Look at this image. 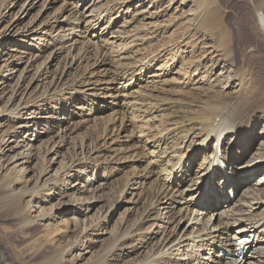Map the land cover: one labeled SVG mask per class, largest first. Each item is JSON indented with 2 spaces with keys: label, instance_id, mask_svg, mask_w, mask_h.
Listing matches in <instances>:
<instances>
[{
  "label": "bare ground",
  "instance_id": "6f19581e",
  "mask_svg": "<svg viewBox=\"0 0 264 264\" xmlns=\"http://www.w3.org/2000/svg\"><path fill=\"white\" fill-rule=\"evenodd\" d=\"M16 1L17 0H1L2 4L0 5V11L6 10L8 6H12ZM73 1L72 5H74V11L72 10V21L74 22L68 25L69 28L66 26L68 33L62 31L63 33L59 34L57 38L52 39V41L58 48L67 50V59L71 61L69 66L75 63L84 65L81 66L82 70L76 74L71 83L62 81L60 85L58 83L59 81L51 82L52 85L50 88L53 94L50 99L54 104L51 111L60 110L58 106L55 107L58 100H67L76 95L82 97V99L78 101V104L75 105V107L77 106L76 109L78 112L80 114L84 112L92 114L98 106L99 98L103 99L110 95L111 102L115 105L121 101L124 112L123 116L118 117L119 119L121 118L119 124L118 120L108 118V122L104 123V121L101 125H97L99 123L97 121L94 123L95 119L91 123V127L88 125L89 129L87 132L85 131V134L83 133V138L85 139L88 137V140H91L88 149L94 153L86 162L79 161L77 158L78 154L76 155V153L67 150L69 156L65 154L63 157L65 159L69 157L67 162H69L70 165L60 168L61 174L58 179L43 180L42 182L43 173L47 170L45 166L50 164L48 158L46 160L44 158L45 164L41 168L40 177L38 176L36 178L32 188L24 187L23 190H19L17 193L12 189L7 190L5 196L8 197L11 202L13 200L16 201V199L20 197L19 195L28 196V202L25 204L13 202L14 204L10 205L12 210L17 213L16 216L22 223L20 227L25 228L31 225L32 220H27L26 211H28L30 202L37 197V194L39 195L40 193L44 194L52 191V187H57V189L59 186L64 189L68 187V184L65 182V177H67V174H65L66 169H70L71 172L74 173L72 176L75 175L76 180H81L78 182L79 184L75 183V185L85 192L86 189L93 186L92 181H89L87 175L83 178L81 177L82 179L79 177L80 175L86 174L87 168L85 165L96 167L99 170L101 166L104 168L103 174H105V172L110 174L113 171L111 161L109 160L111 157L110 155L114 154L119 158L120 153H126L128 154L126 159L132 160L134 158L132 164H130L132 165L131 172L127 171L130 173L129 175H132L130 184L137 187L139 186L138 188H140V191L137 193L139 196L137 198H140L143 208L145 205L146 207L139 212V216L133 224L126 227L125 231L122 230V232L118 233V235L113 238L112 241L113 243L115 242L114 246L102 260L104 264H120L119 260L116 259L117 252L122 251L126 246L138 243V241L143 242L147 246L145 248L149 247L151 249L149 252L150 254L146 256V261H139L132 258L129 261L123 262V264H246L245 261L250 258H255V264H264V202L262 201L264 198H261L264 197V192L259 190V192L256 193V199H259V202L254 204L252 201L253 199H248L251 192H248L249 190L247 189H249V187L247 186L245 189L247 190L246 193L244 192L243 196L240 195L244 201L242 203L238 201V203H240L239 210H237L238 203L233 206L232 201L227 200V202L223 204L227 208L221 207L226 211L220 213V217L217 220L218 224H216L215 220L219 211L213 208L212 205H222L220 201L223 195L219 192L210 191V184L219 185L222 191L223 189L230 190L231 188L237 190V188L239 189V184H244V182H240V180L237 181V179L243 178L242 175L246 172L243 171L239 173V171L245 169L249 170L250 167L254 169V167L248 163L249 161H247L248 164H245L246 157L243 158V156H245V151L250 144V140L255 136L253 132L254 127L264 121V55L260 56L261 48H263L262 46L264 45V0H250L248 8H251L252 16H246L247 19H244V23L248 27L247 29L243 28V24H240L238 27L236 26L237 28H233L231 22V24H229V19L227 20L224 18L225 13L223 14L221 12L222 7L220 8V0L192 1L198 7V11H196L193 16L195 22L194 27L196 30H199L203 36L207 34V36L210 37L214 43L211 44L214 46L212 50L214 49L216 52V49H220L225 56L218 60L214 68L216 69V67L219 66L220 70H230L233 81L229 84V89H233L234 96L231 99L230 96L232 92H230L222 97V94L224 95V90L220 88L221 91H218L217 87H220V85L217 86L215 83L208 86V88L200 85L198 86L200 88L199 91L194 92V95L189 97L190 104L193 103V105H191L192 109H190V105L187 104L188 102H183L184 104H181L179 108L182 112L181 115H162V120L160 122L153 121L156 120L154 119L156 114L168 110H164L163 106L158 104V99H161L163 93L161 92L162 94L160 96L157 93L158 91L156 92L153 90L149 91V93H146V91L145 93L142 92L143 94L138 92L136 96L129 100L132 94L130 88L137 84L138 80L142 79L144 72L149 71L154 63L159 69L158 72H160L157 74V81L159 83H165L167 80L164 82L163 77L178 65L179 54L184 49H181V45L184 41H182V43H175L169 48H154L148 51L143 58L146 61L136 60L137 56L134 58V54L132 56L129 55V49L126 47L117 52L107 50L105 49L106 47L104 48L94 44L90 37L100 38L101 34L106 33L109 27H111L113 15H119L123 12L127 0H112L109 4H101L97 14L86 21L85 25L81 27L78 21L80 18L78 13L80 7L78 4H81L82 0L78 3L75 0ZM115 2L116 4L111 5V3ZM64 4H67V0H64ZM93 11L94 10H91V12ZM0 16V18H2V15ZM254 21L257 22L256 30L253 27ZM205 22L207 26H205ZM153 25L155 26L154 31L161 29L160 26H156L154 23ZM189 25L193 24L190 22ZM37 26L33 30L35 33ZM11 27L12 26L7 27V29H4L3 32L0 33V39L8 37L11 34ZM75 31L83 32L82 37L76 35L82 38L81 42H79L80 47L77 49L76 46L74 47L73 45L78 39L72 41V38L77 34ZM42 33L43 31L38 29V33L36 34L37 39L35 40L40 41L44 35H41ZM136 34L126 38V46L131 44L135 39H141L147 36ZM27 36L28 34L24 36L22 43H26L25 39H29ZM128 40L131 41L127 42ZM188 43H185V45ZM1 45L8 48V43L6 42H2L0 47ZM200 45L210 47L207 46V42L200 43ZM35 47H33V49ZM204 48L203 51H200L202 53H209V56L205 57L204 60L212 59L213 56L211 55L212 51L210 48V51ZM35 51L39 52L40 47L35 48ZM108 56L119 61L117 69L110 73L111 75L107 80V82H118L120 87L116 92V96L114 94H107V88L98 87L101 82L95 80L93 66L102 61V58ZM195 58L197 57L195 56ZM183 60L182 58L178 71H176L181 72L183 75L180 86L186 88L193 82L195 75L205 63L204 61L197 62L198 59L188 63ZM64 65L66 66V64ZM96 66H98V64ZM3 68H9V62H5ZM41 72L37 80L43 79ZM60 74L58 73V75ZM58 75H55L56 79H58ZM172 81L176 80L173 79ZM3 84L4 83L1 82L0 86ZM160 85L161 84H159V86ZM30 88V83L24 90H22L20 86H17V90L12 92V96L7 101L8 109L3 114H0V118L5 116L10 122L17 118L20 111L25 115H31L32 112L27 111L29 105L25 102L26 99H23L27 93L26 91ZM145 90L147 89L145 88ZM148 90L150 89L148 88ZM208 90H210V93L206 94ZM133 92L135 91L133 90ZM165 92L167 93L168 91L165 90ZM20 94L23 96L18 100ZM93 95L98 98L93 97ZM184 95L189 96L188 94ZM213 98L217 99L213 100ZM162 102L164 101L162 100ZM70 112L72 111L69 110V113ZM78 112L75 113L78 114ZM72 114H74V112H72ZM126 114L131 117V120L138 118L139 123L127 124L129 120H124ZM147 117H150V119ZM103 119L105 118H102V120ZM82 121H79L78 124L80 128L84 127L85 124V121ZM87 122L90 121H86V123ZM152 122L154 123L153 125ZM17 125H20L21 129H26L29 127L30 123L26 122L25 124L18 121ZM121 132H126L128 140L131 138L134 143L132 147L134 149H131V155L123 151L120 146L119 149L113 148V145H117L119 133ZM63 135V132H59L58 130L54 137H52L53 141L56 142L53 143L51 139L52 142L50 146H52H47L45 148L46 154L53 155L56 160L61 154V151L56 150V148H64L67 144ZM80 138L82 139V136ZM227 138L228 147L226 149L223 148V145L224 142L227 141ZM210 142H212V144H209ZM197 148L198 150H196ZM232 148L235 149V154L239 156V159H233L236 157L231 156ZM125 150H127V148ZM260 154H264V151ZM16 155L17 156L12 157V159L22 160L25 164L34 156L31 151V145L28 147L27 143L22 146L21 151ZM138 158H142L143 162L141 161V167L137 166L139 163L135 164V162H138ZM120 159L121 158H119V160ZM97 160H101V163L93 165V163H95L94 161ZM102 164L106 165L104 166ZM214 164L220 168V170H216L214 173V175L221 176L220 179L222 180L220 183L207 180L209 170ZM236 164L239 167L235 170V168H237ZM195 167L196 170H194ZM261 178L262 180L264 179V177ZM143 179L145 181H142ZM120 181L121 180L118 182ZM148 182V187H146L145 184ZM95 189L98 190L97 188H93V190ZM201 191L204 192L206 201L202 202V204L200 201L199 204H197L196 195H199ZM177 196L180 198V202ZM182 201H184V204H180ZM176 202L180 205L177 209L172 205ZM174 209L176 212H172L174 220L167 222V215L170 213L169 210ZM162 211L168 213L164 215ZM255 213L259 214L256 215ZM184 219H187V223L185 222V226H182L181 222ZM171 222L173 226L168 231ZM233 227L238 229L232 237H229L228 234ZM154 230H157L160 239L156 241V253L154 256H151L153 255L154 244H152L153 242H148L152 240L153 237L151 236V232ZM238 234L242 236H237ZM241 237H243V239ZM240 239L241 241H239ZM71 246L72 244L70 247ZM181 248L185 249V254H182ZM211 253L218 254L222 258L214 260L210 258ZM183 256H187L189 260L185 262L182 261L181 259ZM179 257L180 259H178ZM97 264H99V262H97Z\"/></svg>",
  "mask_w": 264,
  "mask_h": 264
},
{
  "label": "rangeland",
  "instance_id": "374dc122",
  "mask_svg": "<svg viewBox=\"0 0 264 264\" xmlns=\"http://www.w3.org/2000/svg\"><path fill=\"white\" fill-rule=\"evenodd\" d=\"M75 1L77 3L80 2V0ZM110 1L112 0H82V3L78 4L80 7V12L78 11L80 15L78 19L80 27L84 26L86 21L97 14L101 4H109ZM192 1L194 0H127L123 12L119 15H113L111 19L113 20L111 22L112 28L109 27V30L101 34L100 38L90 37L94 44L104 48L106 47L105 49L107 50L117 52L126 47L129 49V55L132 56L134 54V58L136 56L138 57H136V60H144L143 58L148 51L154 48H169L175 43H182V41H184L181 45V49H184L179 54L178 65L163 77V81L165 82L167 80V83H159L157 81V74L160 72H158L159 69L154 63L149 71L144 72L142 79L138 80L137 84L130 88L132 94L129 100L136 96L138 92L143 94L145 91L149 93V91L153 90L156 92L158 91L157 93L160 96L162 93L164 94V96L162 94L161 99H158V104H160V106L162 105L164 110H168L156 114L154 118L156 120L153 122H160L162 120V115H181L182 112L179 108L181 104H184L183 102H188L187 104H189L190 109H192L191 105H193V103L190 104L189 97H192L194 92L199 91L200 88L198 86L200 85L208 88V86L215 83L217 86L220 85V87H217L218 91H221L220 88L224 90V95L221 93L222 97L230 92H232L230 98L232 99L234 96L233 89H229V84L233 81L230 70H220L219 66L216 67V69L214 68L218 60L225 56L220 49H216V52L214 49L212 50L214 46L211 44L214 43L210 37L207 36V34L203 36V34L194 27L195 22L193 16L196 11H198V7ZM72 2L74 1L67 0V4H64V0H17L15 4L10 7L8 6L6 10L0 11V15H2V18H0V33H2L4 29H7V27L12 26L11 34L8 37L0 39V44L2 42L8 43V48L2 45L0 47V83H4L0 86V114H3L8 109L7 101L12 96V92L17 90V86H20L22 90H24L29 83L31 88L26 91L27 93L23 99H26L25 102L29 105L27 111L32 112L31 115H25L20 111L17 118L10 122L5 116L0 118V264H97V262H99V264H104L102 260L114 246L115 242L113 243V238L117 236L118 233L122 232V230L125 231L126 227L133 224L137 220L139 212L146 207L145 205L143 208L140 198H137L139 197L137 194L140 191V188H138L139 186L137 187L130 184L132 180V175H129L132 169V165L130 164H132L134 158L132 160L126 159L128 157L126 153L119 154L121 161L116 155H110L111 157L109 160L111 161V167H113V171L110 174L108 172L103 174L104 168L101 166L99 170L96 167L85 165L87 168L86 174L80 175L79 177L82 179L87 175L89 181L93 183V186L86 189L85 192L75 185V183L81 180H76L75 175L72 176L74 173H72L70 169H66L65 174H67V177H65V182L68 184V187L65 189L60 186L58 189L57 187H52V191L44 194H37V197L30 202L29 209L26 211L27 220H32L29 227H20L22 223L16 216L17 213L13 211L10 206L14 204L13 202L25 204L28 202V196L19 195V200L17 198L16 201L13 200L12 202L5 196L7 190L10 189L17 193V191L23 190L24 187L32 188L36 178L40 175L42 166L45 164L44 158L45 160L48 158L50 164L45 166L47 170L43 173L42 182L43 180L58 179L61 174L60 168L70 165V163L67 162L69 157L68 159L63 157L65 154L68 155L69 152H67V150L76 153V155L78 154L77 158L81 162L89 160L94 153L88 149L91 140H88V137L85 139L83 137L93 120L95 119L94 123L96 121L99 122L97 125H101L104 121V123H106L109 119L113 118L118 120L119 124L121 118L119 119L118 117L123 116L124 108L121 101L118 102V107L111 102L110 95L103 99L99 98L98 106L92 114H87L86 112L80 114L78 112L76 109L77 106L75 107V105L78 104V101H80L82 97L76 95L67 100H58L55 107L58 106L60 110L51 111L54 106L53 101L50 99L53 94L50 88L52 83L56 81H59V84L62 81L71 83L76 74L82 70L81 66L84 65L75 63L69 66L71 61L67 59V50L58 48L52 41V39L57 38L59 34L63 33L62 31L68 33L66 26L69 28L68 25L74 22L72 21V12L74 11ZM1 4L2 2L0 0V5ZM113 4H116V2L111 3V5ZM249 5L250 0H220V8L222 7L221 12L223 14L225 13L224 18L227 20L229 19V24L232 23L231 25L233 28H237L240 24H243L244 29L248 28L244 23V19H247L246 16H252L251 8H248ZM91 10L94 11L91 12ZM190 22L193 25H189ZM153 23L156 26H160L162 30L154 31L155 26ZM204 24L207 26L206 22ZM36 26L37 30H35V33L33 30ZM256 26L257 22L254 21L253 27L255 30ZM38 29L43 31L41 35L44 34L40 41L35 40L37 39L36 34L38 33ZM75 33L77 34L72 38V41L78 39L73 45L74 47L76 46L77 49L80 47L79 42L82 40L80 37H82L83 32L75 31ZM136 33L140 36L147 35L148 40L147 36L145 37L146 39L138 38L126 46V38L132 37V35ZM27 34L29 39H25L26 43H22L24 36ZM130 41L131 40H128L127 42ZM204 42H207V46L210 47L200 45V43L202 44ZM185 43L188 44L185 45ZM33 47H40V51H35ZM202 47H205V50H209L210 48L212 51L211 55L213 56L212 59L204 60L205 57L209 56V53H202L200 51H203ZM262 47L261 52L259 51L261 53L260 56L264 55V45ZM195 56L197 58H195ZM182 58L184 59L183 61L187 63L193 62L196 59H198L197 62L204 61L205 63L195 75L193 82L186 88L180 86L183 75L181 72H177ZM102 59V61L97 63L98 66H96L97 64L93 66L95 80L101 82L98 87L107 88V94H114L116 96V92L120 87L118 82H107V80L111 75L110 73L117 69L119 61L110 58V56ZM5 62H9V68H3ZM64 64H66V66ZM40 72L42 73L43 79L37 80ZM58 73L62 74L58 75ZM56 74L59 76L58 79H56ZM173 79L176 81H172ZM159 84L161 85L159 86ZM145 88L147 90H145ZM148 88L150 90H148ZM133 90L135 92H133ZM165 90L168 92L166 93ZM210 90L205 93L209 94ZM184 94H188L189 96H185ZM22 96L23 95L20 94L18 100ZM93 97L96 96L93 95ZM214 99L217 98H213V100ZM162 100L164 102H162ZM69 110L74 112V114H72V112L69 113ZM75 112H78V114ZM124 117V120H129L127 124L139 123L138 118H135L137 120H131L128 114ZM150 117L147 118L150 119ZM102 118L105 119L102 120ZM18 121L25 124L29 122L30 125L26 129H21V126L17 125ZM79 121H85L84 127H82L83 129L78 127ZM86 121L90 122L86 123ZM153 122L152 125L154 124ZM58 130L59 132H63L67 144L64 148H56V150L61 151L60 156H58L56 160L53 155L46 154L45 148L47 146H52H50L53 141L52 137H54ZM253 132L255 136L250 140V144L243 158L246 157L245 164L249 163L254 169L250 167L249 170L245 169L239 171V173L246 171L242 175L243 178L240 180V182H244V184H239V189L237 188V190L231 191L234 196L230 197L231 199L229 200L232 201L233 206H235L238 201H241V203L244 201L241 196H243V193H246L247 190L251 192L248 199H253L252 201L254 204L259 202V199H256V193L259 192V190L264 192V179L262 180L261 178L264 177V154H260L264 151V121L255 126ZM126 134V132L119 133L118 143H116L117 145H113V148L119 149L120 146L123 151L131 155L134 149L132 148L134 143L131 138L128 140ZM81 136L82 139L80 138ZM228 138L227 141L224 142L223 148L227 149ZM55 142L56 141H53V143ZM26 143L28 147L31 145V151L34 154L33 158L26 164L22 160L12 159V157L17 156L16 154L21 151L22 146ZM209 144H212V142ZM126 148L127 150H125ZM198 148L196 150H198ZM231 152V156L236 157L233 159H239V156L235 154L234 148H232ZM141 161L142 158H138V162H135V164L139 163L137 166L141 167L140 165L143 162ZM247 161L249 162L247 163ZM94 162L93 165L96 163L99 164L101 160ZM237 164L235 170L239 167ZM194 170H196V167ZM217 178L215 183H220L219 180L221 179H219V176H217ZM119 180L121 181L118 182ZM142 181L145 180L143 179ZM148 184L149 182L146 183L145 186L148 187ZM247 186L249 189L245 190ZM93 188H97L98 190H93ZM210 190L220 192V186L217 184H210ZM222 195L224 199L229 198L228 195H226V191L224 193L222 192ZM177 199L179 202L181 201L178 196ZM196 201H198L197 204H199L200 201L201 204L206 201V196L203 191H201L199 195H196ZM262 201L264 202V199ZM220 203H222V205H212L213 208L219 211L215 220L216 224H218L217 220L220 217V213L226 211L221 207L227 208L223 205L226 203L225 200L220 201ZM180 204H184V201ZM239 204L240 203H238L237 210H239ZM172 205L175 206V209L180 206L177 202ZM175 209L169 210L170 213L167 215V222L174 220L172 212L176 213ZM162 212L164 215L168 213L166 211ZM255 214L258 215L257 213ZM185 222L187 223V219L181 222L182 226H185ZM169 225L168 231L173 226V223L171 222ZM237 229L236 227L231 228L228 236L232 237ZM151 236L153 237V241L151 240L148 243L153 242L152 244H154L153 255H151L154 256L156 253L155 249H157L156 241L160 239V235L157 234V230H154L151 232ZM237 236L242 235L238 234ZM71 244L73 247H70ZM145 247L147 246L143 242L138 241V243L126 246L122 251H118L116 259L119 260L120 264L132 258L144 261L151 250L149 247ZM184 250L185 249L181 248L182 254H185ZM210 258L217 260V258L222 257L218 254L211 253ZM178 259H180V257ZM181 260L185 262L189 260V258L183 256ZM245 262L246 264H255V258H250Z\"/></svg>",
  "mask_w": 264,
  "mask_h": 264
}]
</instances>
